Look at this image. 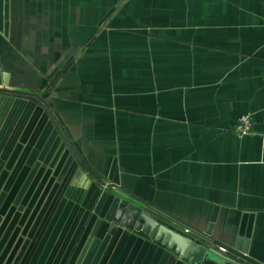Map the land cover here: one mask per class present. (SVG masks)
I'll list each match as a JSON object with an SVG mask.
<instances>
[{
	"label": "crops",
	"instance_id": "1",
	"mask_svg": "<svg viewBox=\"0 0 264 264\" xmlns=\"http://www.w3.org/2000/svg\"><path fill=\"white\" fill-rule=\"evenodd\" d=\"M4 78L117 184L0 91V264H187L113 201L264 264V0H0Z\"/></svg>",
	"mask_w": 264,
	"mask_h": 264
},
{
	"label": "water",
	"instance_id": "2",
	"mask_svg": "<svg viewBox=\"0 0 264 264\" xmlns=\"http://www.w3.org/2000/svg\"><path fill=\"white\" fill-rule=\"evenodd\" d=\"M1 83V80H0ZM3 83L5 86L0 84V91L1 92H8V93H16L25 95L27 97H34L40 100L45 106L48 108L50 114L56 121L57 125L59 126L60 130L63 132L65 137L67 138L68 142L74 148V151L79 156L77 150L73 146L71 139L69 138L67 132L65 131L62 123L60 122L57 114L51 108L49 102L43 99L39 94L29 91H21V90H14L8 88L7 81L4 78ZM80 161L82 162L84 168L94 176L101 185H104L106 189H110L111 187L116 186L117 179H116V164L113 161L111 170L108 176V183L104 180L99 178L90 168L89 166L81 159L79 156ZM107 191V190H105ZM103 201L99 200L98 206L96 207V212L99 213V206L102 205ZM106 218L111 220L110 223L106 221L101 222V228L107 227L108 230H112L115 228L116 225H121L123 227H127L133 230L135 233H144L147 235L148 238L154 239L159 241L162 245L167 246L168 248H173L177 254L178 259L186 260L187 264H242L230 258L228 256L223 255L218 250H214L213 248H207L204 244L197 242L194 238L180 233L177 230L170 228L166 224H163L156 220L153 216L147 213L144 210H141L135 206L127 205L125 202L121 201L119 204L113 201L110 204L109 210H107ZM111 214V215H110ZM102 216V215H100ZM246 250L239 256L242 258L247 259Z\"/></svg>",
	"mask_w": 264,
	"mask_h": 264
},
{
	"label": "built area",
	"instance_id": "3",
	"mask_svg": "<svg viewBox=\"0 0 264 264\" xmlns=\"http://www.w3.org/2000/svg\"><path fill=\"white\" fill-rule=\"evenodd\" d=\"M252 127V115L250 113H244L237 118L236 124L234 126V132L239 136L247 135L252 131ZM219 250L225 252L226 248L220 246Z\"/></svg>",
	"mask_w": 264,
	"mask_h": 264
},
{
	"label": "rangeland",
	"instance_id": "4",
	"mask_svg": "<svg viewBox=\"0 0 264 264\" xmlns=\"http://www.w3.org/2000/svg\"><path fill=\"white\" fill-rule=\"evenodd\" d=\"M70 211V210H69ZM71 211H75V210H71Z\"/></svg>",
	"mask_w": 264,
	"mask_h": 264
}]
</instances>
